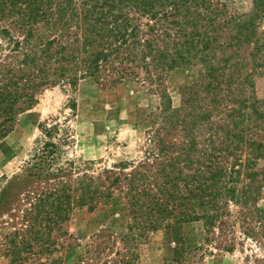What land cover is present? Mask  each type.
<instances>
[{
  "label": "trees",
  "instance_id": "trees-1",
  "mask_svg": "<svg viewBox=\"0 0 264 264\" xmlns=\"http://www.w3.org/2000/svg\"><path fill=\"white\" fill-rule=\"evenodd\" d=\"M253 3L254 14L264 8V0ZM253 19L212 0H0V139L43 87L60 82L140 80L161 99L140 159L96 175L51 179L56 172L46 171L40 190L22 195L19 225L2 236L10 264H54L72 207L116 191L128 252L146 231L172 223L200 220L215 238L238 220L246 235L264 229V96L253 80L264 74V30ZM189 66L197 69L178 85L173 106L165 77ZM10 189L0 187V206ZM112 235L94 233L93 248Z\"/></svg>",
  "mask_w": 264,
  "mask_h": 264
},
{
  "label": "rangeland",
  "instance_id": "rangeland-1",
  "mask_svg": "<svg viewBox=\"0 0 264 264\" xmlns=\"http://www.w3.org/2000/svg\"><path fill=\"white\" fill-rule=\"evenodd\" d=\"M212 1L224 3L229 13L253 14L258 31L264 30V8L254 14L253 0ZM196 69H176L165 77L173 106L181 100L178 85ZM253 80L256 95L264 96V74H254ZM144 84L140 80L113 84L89 77L75 85L60 82L43 87L36 101L16 115L12 129L0 139V187L11 185L8 202L0 206V264H10L2 236L13 229L11 224L19 225L18 208L24 202L18 201L28 190H40L48 179L46 171L56 172L51 179L96 175L119 161L142 157L145 129L161 101L159 91ZM122 197L116 191L96 203L75 204L64 222L69 235H59L65 236L64 246L52 253L60 256L54 264H264V229L258 228L256 237L246 235L239 220L223 238L207 235L200 220L172 223L146 231L128 252L119 237L128 222ZM257 203L264 207V187ZM250 222L257 224L255 219ZM105 230L113 235L108 241L99 237L95 242L100 249H94L93 234ZM231 237L233 248L225 249Z\"/></svg>",
  "mask_w": 264,
  "mask_h": 264
}]
</instances>
